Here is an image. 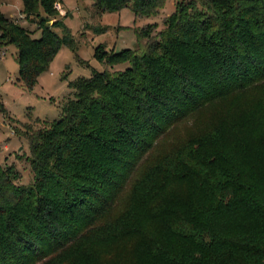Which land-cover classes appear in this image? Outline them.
Returning <instances> with one entry per match:
<instances>
[{
    "label": "trees",
    "instance_id": "trees-1",
    "mask_svg": "<svg viewBox=\"0 0 264 264\" xmlns=\"http://www.w3.org/2000/svg\"><path fill=\"white\" fill-rule=\"evenodd\" d=\"M93 1L152 17L165 0ZM61 2L22 0L36 38L0 0V47L29 89L76 48ZM165 26L98 47L107 68L25 133L33 185L0 163V264H264V0H181Z\"/></svg>",
    "mask_w": 264,
    "mask_h": 264
},
{
    "label": "rangeland",
    "instance_id": "rangeland-1",
    "mask_svg": "<svg viewBox=\"0 0 264 264\" xmlns=\"http://www.w3.org/2000/svg\"><path fill=\"white\" fill-rule=\"evenodd\" d=\"M179 1L165 0L157 15L138 17L129 8L96 15L92 8L93 0H62L58 18L65 23L75 39L76 48L61 46L49 69L39 76L32 89L27 88L19 79L16 45L0 47V96L7 109L5 114L0 112V163L4 167H15L19 174V185L30 186L35 183L29 161L31 150L25 133L45 126L44 121L59 120L64 104L73 97L71 84L107 68L95 57L96 49L105 47L117 52L136 49L137 29L155 25L157 28L153 36L157 35L165 29V21L176 12ZM21 10L22 0H1L4 15L14 18L33 32L36 38H40L41 31L37 23L27 21L21 16ZM56 32L61 37L64 34L63 29H56ZM128 67L129 64H122L112 71H122Z\"/></svg>",
    "mask_w": 264,
    "mask_h": 264
},
{
    "label": "built area",
    "instance_id": "built-area-1",
    "mask_svg": "<svg viewBox=\"0 0 264 264\" xmlns=\"http://www.w3.org/2000/svg\"><path fill=\"white\" fill-rule=\"evenodd\" d=\"M58 9H60V8H59V5H58ZM60 10H61V9H60Z\"/></svg>",
    "mask_w": 264,
    "mask_h": 264
}]
</instances>
